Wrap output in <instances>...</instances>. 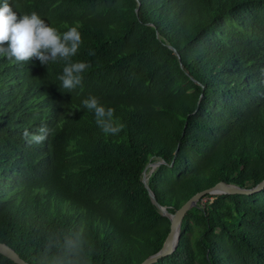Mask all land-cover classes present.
Wrapping results in <instances>:
<instances>
[{
  "label": "trees",
  "instance_id": "trees-1",
  "mask_svg": "<svg viewBox=\"0 0 264 264\" xmlns=\"http://www.w3.org/2000/svg\"><path fill=\"white\" fill-rule=\"evenodd\" d=\"M9 3L61 33L78 27L71 60L91 65L69 92L65 61L0 55V244L25 262L141 264L157 253L170 222L142 183L150 163H166L148 186L171 214L218 183L264 179V0ZM90 95L115 110L119 134L97 125ZM41 126L47 140L29 146L23 131ZM205 198L157 264H264V190Z\"/></svg>",
  "mask_w": 264,
  "mask_h": 264
},
{
  "label": "clouds",
  "instance_id": "clouds-1",
  "mask_svg": "<svg viewBox=\"0 0 264 264\" xmlns=\"http://www.w3.org/2000/svg\"><path fill=\"white\" fill-rule=\"evenodd\" d=\"M82 42V34L76 26L61 33L36 12L18 15L9 0H3L0 4V55L7 56L9 60L14 58L16 62L37 59L45 66L49 62L65 61L63 74L59 76V80L62 82V87L69 92L82 85L84 79L82 74L91 67L87 62L71 60L77 54ZM89 54L95 53L90 51ZM82 104L89 111L94 112L97 125L106 135H117L125 127L123 123L114 121L115 110L111 107L106 108L99 97L90 95L82 101ZM50 131L47 126H41L34 132L25 128L22 135L26 143L31 146L44 143ZM65 243L71 248V241Z\"/></svg>",
  "mask_w": 264,
  "mask_h": 264
},
{
  "label": "water",
  "instance_id": "water-1",
  "mask_svg": "<svg viewBox=\"0 0 264 264\" xmlns=\"http://www.w3.org/2000/svg\"><path fill=\"white\" fill-rule=\"evenodd\" d=\"M168 48L172 50L179 59L177 52L171 46H168ZM162 164L165 165L166 163L164 161H158L155 163L148 164L142 172V183L148 192L151 202L157 207L161 216L169 220L170 232L167 238L165 239L161 249L157 253L147 257L141 264H157V262H159L161 259L169 257L175 252L179 242L180 226L183 218L192 208L197 205L198 201L204 198L206 195L214 197L223 195L250 196L260 193L264 190V179L258 185L250 189H242L234 185L218 183L210 189L197 193L196 195L191 197L186 203H184L176 212L171 214L167 211L165 207L157 203L154 194L148 186L149 175L154 171L155 168ZM148 170H150L149 173L147 172ZM0 255L9 259L15 264H28L23 259H21L20 256L14 250L4 244H0Z\"/></svg>",
  "mask_w": 264,
  "mask_h": 264
},
{
  "label": "rangeland",
  "instance_id": "rangeland-1",
  "mask_svg": "<svg viewBox=\"0 0 264 264\" xmlns=\"http://www.w3.org/2000/svg\"><path fill=\"white\" fill-rule=\"evenodd\" d=\"M209 196V195H208ZM210 197H213V196H210ZM213 199H211V198H203V202H210V201H212Z\"/></svg>",
  "mask_w": 264,
  "mask_h": 264
}]
</instances>
